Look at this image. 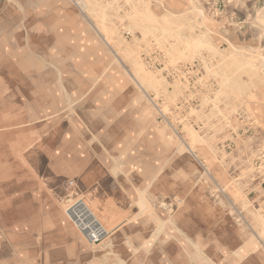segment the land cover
<instances>
[{"label": "rangeland", "instance_id": "1", "mask_svg": "<svg viewBox=\"0 0 264 264\" xmlns=\"http://www.w3.org/2000/svg\"><path fill=\"white\" fill-rule=\"evenodd\" d=\"M263 19L264 0H0V264H224L237 238L264 256ZM36 49L82 88L51 120L16 67ZM104 54L141 103L114 78L86 92Z\"/></svg>", "mask_w": 264, "mask_h": 264}, {"label": "bare ground", "instance_id": "2", "mask_svg": "<svg viewBox=\"0 0 264 264\" xmlns=\"http://www.w3.org/2000/svg\"><path fill=\"white\" fill-rule=\"evenodd\" d=\"M76 5H77V7L79 5L78 9L83 13V11L81 9L82 8L85 9L86 5L84 3H82L81 1H79L78 4L76 3ZM192 10H193V8H192ZM199 12L201 15L202 10L201 11L199 10ZM263 21H264V19H263ZM100 30L105 31L102 28H100ZM96 31L100 34V32L98 31L97 28H96ZM100 36H102V35L100 34ZM101 42H102L103 47L107 51H109L110 53H111V50L112 51L114 50L111 47V41L107 37H104V41H101ZM33 55L35 56V58L33 57ZM33 55L28 54V55L22 57V59H20L16 63V67L19 68L20 70H22L23 72H27L25 70V68L22 67V65H23L24 67H26L28 69V71H33L39 77L38 78L39 84L35 85V86H31V88H28L27 91L29 92V96L34 100V103L35 102L37 103L35 111H37V110L41 111V112H39L41 114L39 117L41 119L51 120V118H53L56 113L60 112L65 107H70V104L72 101V100H70L72 98L70 93H72L74 90L79 91L82 88H79L78 86L72 85L70 83V81L64 82L63 74H65V72H63L61 68H57L56 62L51 60L50 57H47L46 53H44L41 49L40 50L36 49L35 52L33 53ZM114 56H115V58H117L116 53L114 54ZM104 57H106V58L103 59L101 57H98L97 60L95 61V66L97 68L94 72V76L91 77L90 79H87V81H86V83H87L86 92H88L87 88H90L91 86L98 84L101 81V79H102V83H104L107 80H110L112 78L117 79V77H119L118 72H117V68H114L111 64V59H110L111 57L107 54H104ZM39 59L41 61V65L37 64V61ZM116 61H117L116 62V66H117L118 64H120L118 58L116 59ZM124 73H126L127 77L131 79V76H130L131 74L129 75V73L126 70ZM50 78H52V79H54V81L58 82V84L60 86V90L63 91L60 95V99H58V100H61V98L65 99V97L69 99L68 100L69 103L63 105L59 110H57V112L54 111L55 113L45 111L46 108L48 107V104L49 105L52 104V101L50 102V100H51V98H50L51 87H50V83H49ZM122 79H123V77H122ZM45 80H46V82H45ZM117 80H118V82H117L118 87L117 88L119 91H124V89L127 88L129 90L128 93H132L134 95L133 102L134 103L136 102V104L141 103V102H139V99H140L139 94L137 92H135L131 87H129V84H128L129 82H127L124 79L123 80L124 83H121L119 81V79H117ZM138 84L140 86L139 82H138ZM66 85L71 87L72 92L67 91ZM84 90H85V88H84ZM136 108H138V106ZM140 108L141 107L139 106L138 109L140 110ZM142 109H145L144 105H142ZM35 111H33V112H35ZM136 115H137L136 118L133 119L135 125H134L133 130H131L132 133L136 134V136L131 137V135H129V136H123V138H122V142L125 144V146L122 150H120V158H123V161H124L123 164L124 165H131V166L134 165L135 160H133V158L131 157L132 151L130 152V150H131V148H134V149L136 148L134 151L138 152L137 149H139V148L137 147V145H138L137 143H141L142 140L141 139L138 140L137 137L141 136L142 133L145 132V130H143L142 128L145 124L146 118H143V116H141V114H138V113ZM127 120L128 119H126V121ZM97 122L100 124V123H102V120L99 119ZM52 123H54V122L53 121L50 122V124H52ZM128 128H130V127H128ZM4 134H6V133L4 132ZM4 134H2V135L4 136ZM151 136L156 138V135L154 136V134ZM157 136L160 139L166 138L169 136V133L165 130H159V132H157ZM132 138H134V139H132ZM128 152H130V153H128ZM143 156H145V154H143ZM184 232L189 233V234L192 233L193 235H196L195 229H193L191 227H190V229H187V231H184ZM92 235L95 238L96 237L98 238V236L96 234L93 233ZM92 235H90L91 241H93V238L91 237ZM208 241H211V240H206V242L204 241L203 244L200 243V245L201 244L202 245L199 248L201 250L203 249L202 252H207L209 254L210 251L215 249V246L219 247L220 245H219V243H214L212 246L211 242L209 243ZM221 242H223V241H221ZM246 245H244V244L242 245L241 240L238 238H237V240L235 239L234 241L229 242L228 245L226 243H225V245L221 244V246H220L221 248L224 247L225 250L228 249L227 251H229L232 254L231 257H228L226 260H224V262H225L224 264H264V256L262 255L261 250L255 246H253L252 244H246Z\"/></svg>", "mask_w": 264, "mask_h": 264}, {"label": "built area", "instance_id": "3", "mask_svg": "<svg viewBox=\"0 0 264 264\" xmlns=\"http://www.w3.org/2000/svg\"><path fill=\"white\" fill-rule=\"evenodd\" d=\"M69 208H72V206L69 207ZM82 227H84V226H82ZM82 227L80 226L79 228H82ZM92 234H93V233L91 232L89 235H92ZM91 237L93 238V241L98 239L97 237L95 238L93 235H92Z\"/></svg>", "mask_w": 264, "mask_h": 264}]
</instances>
